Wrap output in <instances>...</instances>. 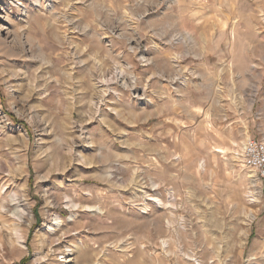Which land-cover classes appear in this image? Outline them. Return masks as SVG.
Masks as SVG:
<instances>
[{
	"label": "rangeland",
	"instance_id": "rangeland-1",
	"mask_svg": "<svg viewBox=\"0 0 264 264\" xmlns=\"http://www.w3.org/2000/svg\"><path fill=\"white\" fill-rule=\"evenodd\" d=\"M262 92L264 0H0V264H264Z\"/></svg>",
	"mask_w": 264,
	"mask_h": 264
},
{
	"label": "built area",
	"instance_id": "built-area-1",
	"mask_svg": "<svg viewBox=\"0 0 264 264\" xmlns=\"http://www.w3.org/2000/svg\"><path fill=\"white\" fill-rule=\"evenodd\" d=\"M240 157L242 167L254 172L256 178L264 183V143L248 138L242 146Z\"/></svg>",
	"mask_w": 264,
	"mask_h": 264
},
{
	"label": "crops",
	"instance_id": "crops-1",
	"mask_svg": "<svg viewBox=\"0 0 264 264\" xmlns=\"http://www.w3.org/2000/svg\"><path fill=\"white\" fill-rule=\"evenodd\" d=\"M252 114V127L254 139L259 140L264 143V92L260 95L255 103V108L253 106Z\"/></svg>",
	"mask_w": 264,
	"mask_h": 264
},
{
	"label": "bare ground",
	"instance_id": "bare-ground-1",
	"mask_svg": "<svg viewBox=\"0 0 264 264\" xmlns=\"http://www.w3.org/2000/svg\"><path fill=\"white\" fill-rule=\"evenodd\" d=\"M218 152H219V151H218ZM199 168H200V169L203 168V162L200 163V167H199ZM247 179H248L249 181H252L251 179H253V174L249 175V176L247 177ZM233 187H234V186H233ZM234 188H235V187H234ZM15 193H16V192H15ZM247 197H248V199H249L250 197H252L251 192H249V190H247ZM16 198H17V194H13V195L11 196V202H12V203L16 202V201H17ZM254 201H256V199L253 198L252 200H248V203L251 204V203H254ZM68 209L71 210V211H75V210H79V209H80V206L69 202ZM16 211H17L18 216L20 217V216L22 215V214H21L22 211H19L17 208H16ZM20 214H21V215H20ZM55 220H58V219H55ZM14 226H15V227H14V232H15V235H16V239H17V241H20V240H21V235H20V233H19V229L16 228V225H14Z\"/></svg>",
	"mask_w": 264,
	"mask_h": 264
},
{
	"label": "trees",
	"instance_id": "trees-1",
	"mask_svg": "<svg viewBox=\"0 0 264 264\" xmlns=\"http://www.w3.org/2000/svg\"><path fill=\"white\" fill-rule=\"evenodd\" d=\"M10 117L12 118L13 121H15L14 117L12 115H10ZM17 122V121H15ZM25 260H22L19 264H24Z\"/></svg>",
	"mask_w": 264,
	"mask_h": 264
}]
</instances>
